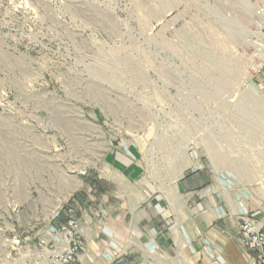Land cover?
<instances>
[{
	"label": "rangeland",
	"instance_id": "obj_1",
	"mask_svg": "<svg viewBox=\"0 0 264 264\" xmlns=\"http://www.w3.org/2000/svg\"><path fill=\"white\" fill-rule=\"evenodd\" d=\"M261 5L0 0V264L53 233L120 135L143 148L142 182L171 190L199 164L264 223V74L243 55ZM179 249L160 264H189Z\"/></svg>",
	"mask_w": 264,
	"mask_h": 264
},
{
	"label": "crops",
	"instance_id": "obj_2",
	"mask_svg": "<svg viewBox=\"0 0 264 264\" xmlns=\"http://www.w3.org/2000/svg\"><path fill=\"white\" fill-rule=\"evenodd\" d=\"M146 171L141 144L120 135L99 167L85 173L83 189L53 221L64 222L65 210L75 209L87 243L78 264H160L177 247L184 257L186 245L189 264H258L239 241L244 212L220 196L212 171L198 164L171 190L142 182ZM176 222L186 225L187 243L181 228L177 241Z\"/></svg>",
	"mask_w": 264,
	"mask_h": 264
},
{
	"label": "built area",
	"instance_id": "obj_3",
	"mask_svg": "<svg viewBox=\"0 0 264 264\" xmlns=\"http://www.w3.org/2000/svg\"><path fill=\"white\" fill-rule=\"evenodd\" d=\"M256 30L251 38V50L244 49L243 55L250 61L254 73L264 74V5L255 11ZM67 219L53 226L51 235H38L31 239L16 238L20 257L14 264H78L80 255L87 250L84 231L75 209L65 210ZM239 241L253 252L258 264H264V225L250 212L239 215Z\"/></svg>",
	"mask_w": 264,
	"mask_h": 264
},
{
	"label": "bare ground",
	"instance_id": "obj_4",
	"mask_svg": "<svg viewBox=\"0 0 264 264\" xmlns=\"http://www.w3.org/2000/svg\"><path fill=\"white\" fill-rule=\"evenodd\" d=\"M246 13V12H245ZM247 17H248V15H247ZM244 19V18H243ZM248 20V19H247ZM71 194V192H68V194H67V197L69 196Z\"/></svg>",
	"mask_w": 264,
	"mask_h": 264
}]
</instances>
